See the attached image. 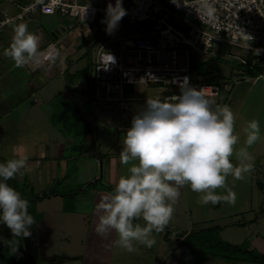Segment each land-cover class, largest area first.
I'll list each match as a JSON object with an SVG mask.
<instances>
[{
	"label": "rangeland",
	"instance_id": "rangeland-1",
	"mask_svg": "<svg viewBox=\"0 0 264 264\" xmlns=\"http://www.w3.org/2000/svg\"><path fill=\"white\" fill-rule=\"evenodd\" d=\"M88 3L91 5V1L88 0L79 1V4L82 5ZM4 13L6 12L0 14V18ZM7 14L15 17L17 13ZM104 18L105 14L98 15L96 22L87 27L83 26L82 31H71L70 28L71 26L73 28V25L68 19L58 20L57 18L44 17L39 20L55 41L66 37V34L70 32L65 40L76 42L73 53L68 54V56L62 54L60 57L62 67L68 68L67 77H70V74L76 76V73L86 72L92 78L98 53L118 52L117 33L123 22L121 21L117 29L109 35L105 31L106 25L101 23ZM77 25L78 23H75V26ZM88 30L96 37L86 35ZM216 51H219V47H216ZM226 54L245 58L253 65L258 63L259 67L263 69L261 70L262 78L258 79V76L248 77L251 82L247 84L243 81L245 77L238 76L241 75V70L243 71V69L236 67L238 64L241 65L238 61L227 57L208 58L207 62L212 63L216 70L217 84L226 86L224 90L226 95L218 102V105H221L230 96L244 98L242 95L249 92L250 89L252 94L255 92L257 96L256 92L263 87L261 85H264V54L256 56L251 52L246 55L245 52L238 49H230ZM52 73L56 77L49 76L52 82L48 81L47 84H51L39 95L33 96L28 92L30 88L24 84L26 76L22 75L21 69L9 70L6 68L3 71L0 70V163L14 158L26 159L27 167L21 170L23 174H17L8 183L21 194L22 198L29 201L28 212L34 219V224L29 228L30 235L28 237L13 236L11 240L4 238V241H12L11 247L0 242V258L3 264H81L82 261L84 263L87 256L88 237L90 236V208L95 206L96 193L105 192L109 195L114 189L112 186L105 187V182H111L113 175L110 171L108 158L100 155L98 144L106 147L114 141L117 142L118 138L121 145L124 134L131 126L133 116L143 108L146 99L159 96L157 88L153 90L148 86H136L137 96L139 97L140 94L143 98L141 103L137 99L123 101L122 104L120 102L105 103L96 100L95 91L92 96V107H86V110L91 113H84L86 110L82 109L79 114L80 117L82 115L84 118L92 116L95 119L94 124H90L95 143L92 147L87 146V150H84L81 143L79 144L77 140L73 141L70 127L60 122L66 115H72L70 110H76L75 105L66 102L63 93L71 89L70 94L76 96L78 106L81 108L83 106L81 103L85 99L90 100L89 94L93 91L92 86L90 85L89 89L88 83H85L83 88H79L76 77H73L72 83H70L67 79L64 80V75V77L57 75L59 74L58 69H53ZM255 79H258L257 83L253 84ZM91 84L95 86V77ZM56 88L57 91H55ZM83 93L85 96L78 98ZM162 94L160 98L164 100L168 94ZM28 98L30 99L28 100ZM38 98L41 100V106L39 108L30 106ZM64 103L68 105V110L66 107L63 113L62 104ZM70 106L72 109L69 108ZM53 114L56 116L54 122L51 119ZM58 125L60 129H57ZM117 125H119V131H116ZM68 127L65 135H62L64 134L62 131H66ZM105 127L110 133L112 129L115 130L111 133L112 136H102L101 131ZM113 136L116 138L115 140ZM49 141L53 145L60 142L65 150L58 151H65V154H63L62 159H58V157L48 158L49 164L47 163V167H43L41 163L37 162L42 160L40 156L43 149L41 148L39 151L38 149L44 145V142L49 143ZM24 147L26 153L22 149ZM51 149L52 147H49L50 151ZM24 154L27 155V158ZM262 156V162L260 161L259 164L261 170L258 166L257 169L254 167L256 171L252 180L251 198L254 202V212L249 216H241L236 219L235 222L238 225L241 224V228L231 229L230 234L222 236L225 244H231L233 247L242 250L256 251L261 255L264 254V215L260 210L262 208L264 212V155L262 154ZM30 161L35 162V164L30 163ZM252 162L255 164V161ZM50 164L52 165L50 166ZM54 165L56 168H53ZM193 207L199 208L196 204H191L192 214L194 213ZM76 212L88 213L86 216H80ZM139 221L135 220V223ZM250 221H255L251 227ZM141 223L144 225L142 219ZM222 224V226H226L231 223L229 220H223ZM2 231L8 230L1 227ZM8 233L10 232L8 231ZM162 233L165 231L160 232L161 235ZM153 236L156 243L152 248L134 244L137 250L129 253L115 243L117 240L115 232H110L109 238L113 242L112 250L109 251L110 256H112L110 258L111 264H164L161 261L163 257H160L161 250L164 248L160 241L158 243L159 234L153 232ZM164 247L167 246L164 245ZM5 256L10 260H4L3 257ZM21 258L22 260H20ZM66 259L74 260L68 261ZM203 259H208L215 264H225L222 259H219L218 262L213 261L212 257L205 256Z\"/></svg>",
	"mask_w": 264,
	"mask_h": 264
},
{
	"label": "clouds",
	"instance_id": "clouds-1",
	"mask_svg": "<svg viewBox=\"0 0 264 264\" xmlns=\"http://www.w3.org/2000/svg\"><path fill=\"white\" fill-rule=\"evenodd\" d=\"M171 2L180 7V0ZM197 2V14L214 17L216 9L212 0ZM126 15L123 0H115V4L109 2L101 21L106 25V33L111 35ZM13 33L3 55L17 68L38 63L42 55L40 37L23 23L17 25ZM262 51L256 49L254 55L259 56ZM106 54L109 64L115 63V57ZM149 79H152L150 74L139 83ZM174 83L178 84L180 94L171 96L172 102L167 98L162 101L148 97L143 108L133 116L119 152L120 163L130 165L127 175L120 176L112 193L96 206L100 213L95 225L97 234L115 232V243L129 253L137 250L134 244L153 247L156 243L153 232H163L169 224L181 188L188 186L198 193L197 202L202 206L221 202L233 205L236 193L226 183L228 176L242 180L254 170L248 149L261 138L259 121L246 122L242 128L244 146L234 149L239 134L235 132V114L230 107L215 104L202 89L193 87L188 77ZM233 155L235 165L230 159ZM26 167L24 158L0 163V224L20 238L30 235L34 219L28 212L29 201L8 181L23 174L21 170ZM219 188H223L225 194H218L216 189ZM140 219L144 221L143 226L134 223ZM0 242L11 247L12 241L0 238Z\"/></svg>",
	"mask_w": 264,
	"mask_h": 264
},
{
	"label": "built area",
	"instance_id": "built-area-1",
	"mask_svg": "<svg viewBox=\"0 0 264 264\" xmlns=\"http://www.w3.org/2000/svg\"><path fill=\"white\" fill-rule=\"evenodd\" d=\"M79 1L20 0L15 17L2 14L0 33L18 23L56 16L87 27L96 22L98 15L105 14L109 2L115 4V0H88L91 5H82ZM212 2L216 12L209 18L196 13L197 0H180V7L171 0H123L127 15L121 20L123 25L117 33L118 52L110 53L115 57V63L109 64L107 54L103 52L96 58L92 75V79L95 77L96 100L121 104L130 101L132 99L122 97V91L126 85H132L157 88V98L167 93L168 102H172L171 96L180 94L174 81L188 77L193 87L202 89L206 97L217 104L226 86L207 84L192 72L191 57H227L253 70L256 65L247 59L226 52L238 49L249 55L256 49L264 50V0ZM48 49L57 54L55 46ZM149 74L152 79L139 83ZM257 78H262L261 74ZM79 88L82 87L79 85Z\"/></svg>",
	"mask_w": 264,
	"mask_h": 264
},
{
	"label": "crops",
	"instance_id": "crops-1",
	"mask_svg": "<svg viewBox=\"0 0 264 264\" xmlns=\"http://www.w3.org/2000/svg\"><path fill=\"white\" fill-rule=\"evenodd\" d=\"M19 2L20 0H2V1L0 0V14L2 12H6L5 14L12 13V12L17 13L18 11L17 4ZM42 18L36 19V21L32 23H23L27 25L28 30L30 32L40 37L39 51L42 53V55L38 58L39 59L38 63L37 62L30 63L29 65L19 68L21 69L22 75L26 76L25 77L26 80L24 79V84H26V86L30 88L28 92H30L33 96L34 95L37 96L39 95L40 92H43L47 88V86L51 84V83L47 84L48 81L52 82L49 76L56 77V75L52 73L53 69H58L59 74L57 75L58 76L64 75L65 76V77L63 76L64 80L68 79V82L70 83H72L73 77H76V79L78 80L77 87L80 85L83 88V85L87 82L85 80L86 79L85 76L83 75L79 76V73H76V76L75 75L72 76L70 74V78H69L66 76L68 68L62 67V64H60V60H61L60 57L62 54H65L64 52H62L63 48H65L67 44L69 45L68 47L69 50H66L67 48L65 49L66 51H69L66 53V56H68V54L73 53L74 47H76V45L74 44H76V42L74 43L73 41L70 42L69 40L68 41L65 40V38L70 34V32L66 34L67 35L66 37L60 38L59 40L55 41L48 34V32L43 28L42 24H40L39 20ZM45 18H48V17H45ZM51 18H57L58 20H63V18L59 16L51 17ZM19 24L21 23H18L17 25ZM17 25L11 28H7L0 33V70L2 69V71L5 70L6 68H8L9 70L17 69V67L14 66V62L10 58L5 59L6 57L3 55L4 50L8 48L11 43V39L14 34L13 29ZM72 25H73V28L71 26L70 28L71 31L72 30H81V31L83 30V27L80 25L75 26V24L73 23ZM86 35H92L93 37H96V35L94 36L90 30H88ZM65 42H67L66 45H61V43H65ZM50 45H54L56 47V50H58L57 53H59V56H57V54L54 53L55 51L54 52L49 51L48 47ZM45 56H48L50 58L45 59ZM238 76H243V75H238ZM243 77H245V80H243L245 83L248 84L251 82V79L248 78V76H243ZM257 80L258 79H255V81H253V84H256ZM261 86L263 87L256 92L257 96L255 92L252 94V91L249 87L250 89L249 92L244 93L243 95L241 94L242 96H244V98H242L241 96L240 98L238 96L236 97L230 96V97H227V99H225L224 102L221 104V106L223 105L229 106L230 109L235 114V126L234 127H235V132L239 134V141L237 145L234 146V149H238L244 146L245 136L242 132V128L245 126L246 122L253 120V119H256L259 121L260 130H261V138L254 145H252L248 149V151L250 152L251 156L254 158L253 159V161H255L254 167L257 169V166H258L260 170L261 168L259 167V164H260V161L262 162V158H263L262 154L264 155V85H261ZM153 90H156V89L153 88ZM55 91H57V88ZM69 91L67 90L66 93L64 92L63 94L65 96L66 102L69 103L70 105L71 104L75 105L76 110H74L75 112L73 110H70L69 112L72 115H66L65 118H63V120L60 122H62L65 126L67 125L70 127V134L72 137H74V125H75L74 123L76 122V120H78V117H79L78 115L80 114V110L82 109L86 110V107H92L91 105L93 104L90 105L89 104L90 100L85 99V101L81 103L83 106L79 108L76 96L73 94H70ZM84 94L85 93L79 95L78 98H82L81 96H83ZM133 94H134V99H137L141 103V100L143 98L140 96V94H139V97L137 96L135 87L133 90ZM224 95L226 94L224 93L222 98L224 97ZM157 97L159 96H156L153 98H157ZM29 99L30 98H28V100ZM65 103L62 104L63 113L65 112L66 107H67L66 109L68 110V105H65ZM30 106H32L33 108L34 107L39 108L41 106V100H39V98L36 101L34 100ZM69 108L72 109V106H70ZM86 111L84 113H91V112H88V111L86 112ZM127 111L129 110L127 109ZM54 117H56L55 114L51 116V119H53V122H54ZM80 118L86 119V121L90 124H94V121H95V119L92 118V116L91 117L86 116L84 118V116L82 115ZM118 126L119 125L116 126V131H119ZM69 127L66 128V131L64 130L62 131L64 132V134L62 135H65ZM57 129H60L59 125ZM120 131H123V130H120ZM101 132H102V136L104 135L112 136L111 133L115 132V130L112 129L110 133L109 130L105 127L103 128ZM115 139L116 138L114 137V140ZM58 144H60V142L55 143V145H53L51 141H49V143L44 142V145H41L40 148L38 149V151L41 148L43 149L41 151L42 155L40 156L42 157L43 161L38 160L37 162L41 163L43 167L45 166L47 167L48 158L58 157V159H62L63 154H65V151L59 152L58 150H65V148L61 146V144L58 146ZM49 147L50 148L52 147L51 151L49 150ZM98 147H99L100 155L108 158V161L110 162V171L113 175V177L111 178V182H105L106 183L105 187H111V186L115 187L116 182L118 181L120 176L125 175V172H127V168L130 166V165H122L120 163L119 152L122 149V144L120 145V143L118 142V138H117V142L114 141L109 146L102 147L101 145L99 146L98 144ZM22 149H24L26 153L25 147ZM25 158H27V155H25ZM230 159L232 160L234 165L237 163L234 155ZM30 163L35 164V162L33 161H30ZM51 165L52 164H50V166ZM54 167L56 168L55 165L53 166V168ZM56 171L57 169L55 170V172ZM255 171L256 170L254 169L250 174H246L244 176V179L242 180H234L232 176H228L226 183L228 187L232 188V190L236 193V202L233 205H229L225 202H221L216 205L208 204V205L202 206L197 202L199 199L198 193L192 192L188 186L181 188L180 197L173 205L174 212H173L172 218L169 224L164 229L165 233H162V235L158 233L159 234L158 243L160 241V243L163 245V248H164V250H161L162 254L160 257H163L161 261L164 264H195V262L193 261L191 252L184 244L185 239L189 235H191L192 233L207 231L211 229H220L219 237L222 240V236L224 234L226 235L230 234L231 229L241 228V224L238 225L235 222L236 219H238L241 216L242 217L249 216L254 212L253 210L254 202L251 198L252 196L251 189H252V180H253ZM216 192L218 194H225V190L223 188L216 189ZM96 194H97L96 195L97 201L95 203V206L94 207L91 206L90 208L91 209V212H90L91 218H89L90 219L89 221L90 236L88 237V243H87V256H86V260L84 261V263L82 261L81 264H111L110 258L112 256H110L109 251L112 250L111 245H113V242L109 238V233L105 235H98L97 232L95 231V225L98 223V217L100 215V213L97 212L96 210V206L101 202L102 198L107 195V193L97 192ZM191 204L192 205L196 204L199 207L196 209L193 207V211H194L193 214L190 208ZM260 210H261V213H263L264 215L263 209L261 208ZM76 213L80 216H86L88 212H85V214L83 212L82 213L76 212ZM223 220H227V221L229 220L231 224L222 226ZM253 222L255 223V221ZM253 222H251L250 227L254 225L252 224ZM138 223L142 225L141 219ZM1 227L5 230H8L10 233H8V231L1 232ZM5 227L6 225L0 226V238H3V239L6 238V239L11 240V238L13 237V234L8 227L7 228ZM222 242L224 241L222 240ZM164 245H166L167 247H164ZM66 260L73 261L74 259H66ZM212 260L218 262L219 259L212 257ZM223 262L225 264H248V263L232 262V261H226V260H223ZM199 263L200 264H215L213 262L211 263V261H209L208 259L207 260L202 259Z\"/></svg>",
	"mask_w": 264,
	"mask_h": 264
},
{
	"label": "trees",
	"instance_id": "trees-1",
	"mask_svg": "<svg viewBox=\"0 0 264 264\" xmlns=\"http://www.w3.org/2000/svg\"><path fill=\"white\" fill-rule=\"evenodd\" d=\"M66 44H67V42L61 43V45H66ZM68 47H69V45L67 44L65 46V48H63L62 52H64L65 54H66V52H69V51H66V50H69ZM238 65H236V67L243 69V71L241 70V75H243V76H248V77H255L256 76L257 77V76H259V74H261V70H263L261 67H259L258 63L254 67L253 70L246 69L242 65H239V66ZM190 66H191V71L195 72L200 78H203L207 84H217L218 80L215 79L216 78L215 77L216 76V74H215L216 70L214 69L212 63L207 62V59L200 58L196 55H193L191 57V65ZM80 75L85 76V78H86L85 80L87 81L86 83H88V85H89V89H90V85L92 86L91 89L93 91L91 94H89V99H90L89 102L92 104V102H93L92 96L95 93L96 86L91 84L92 78L89 77L86 72H84V73L82 72L79 74V76ZM80 121H81V123H80ZM74 124L75 125H74L73 141L77 140V142L79 144L81 143L82 144L81 146H83L84 150H87L86 149L87 146L92 147V145L95 143V141H94L93 131H92V128L90 126V123H88L86 121V119H81L79 116L78 120H76V122ZM219 232H220V229H211V230H207V231L192 233L191 235H189L185 239L184 244L186 245V247L191 252V255H192V258H193V261L195 262V264H200L199 262L205 256L218 258V259H222V260H226V261H232V262H241V263H248V264H264V254L261 255V254L257 253L256 251H248V250H244V249L242 250V249L233 247L231 245L225 244L220 239ZM223 252H224V254H223ZM220 253H222V254H220ZM3 259L4 260H6V259L10 260L9 258H6V256L3 257ZM0 260H1V258H0ZM20 260H22V258ZM0 264H3L2 260L0 261ZM22 264H25V263H22Z\"/></svg>",
	"mask_w": 264,
	"mask_h": 264
},
{
	"label": "water",
	"instance_id": "water-1",
	"mask_svg": "<svg viewBox=\"0 0 264 264\" xmlns=\"http://www.w3.org/2000/svg\"><path fill=\"white\" fill-rule=\"evenodd\" d=\"M133 90L134 87L132 85H126L123 88L122 97L125 99H133L134 98Z\"/></svg>",
	"mask_w": 264,
	"mask_h": 264
}]
</instances>
